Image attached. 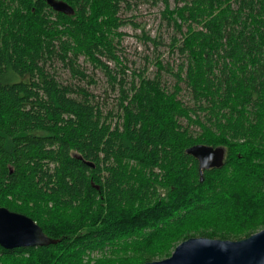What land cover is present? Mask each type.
Returning <instances> with one entry per match:
<instances>
[{"label":"trees","instance_id":"1","mask_svg":"<svg viewBox=\"0 0 264 264\" xmlns=\"http://www.w3.org/2000/svg\"><path fill=\"white\" fill-rule=\"evenodd\" d=\"M60 1L75 13L0 0V207L57 241L0 246V264H145L193 237L263 230L264 0H163L181 62L158 59L154 77L119 82L109 111L48 65L57 58L86 78L84 58L116 81L106 61L121 64L128 1ZM197 144L227 150L203 182L186 153Z\"/></svg>","mask_w":264,"mask_h":264},{"label":"rangeland","instance_id":"2","mask_svg":"<svg viewBox=\"0 0 264 264\" xmlns=\"http://www.w3.org/2000/svg\"><path fill=\"white\" fill-rule=\"evenodd\" d=\"M127 1L128 4H124L121 10V16L125 20L121 28L123 36L117 45V55L120 57L121 64L113 60H105L116 81L111 79L103 69L95 67L84 58L80 59L79 64L87 74L86 78L73 76L69 68L57 58L48 65L50 71L61 83L88 90L106 111L115 108L118 103L121 85L119 82L124 81V85L129 86L135 79L137 80L138 75L154 77L157 73L158 59L170 66H176L181 62V58L173 55L170 50L172 31L167 22L162 19L163 0ZM169 1L174 7V0ZM162 76L167 86L171 87L175 83L176 79L172 75L163 72ZM182 95L187 102L191 101L188 91L184 90ZM87 259L86 256L85 260Z\"/></svg>","mask_w":264,"mask_h":264},{"label":"water","instance_id":"3","mask_svg":"<svg viewBox=\"0 0 264 264\" xmlns=\"http://www.w3.org/2000/svg\"><path fill=\"white\" fill-rule=\"evenodd\" d=\"M46 2L56 12L65 15L75 13L74 8L64 1ZM186 153L197 159L200 180L203 182L205 170L224 166L227 150L221 146L197 144L189 147ZM86 163L95 167L91 162ZM97 189L100 187L97 186ZM56 242L47 236L33 218L0 207V246L3 249L46 247ZM145 264H264V229L235 241L193 237L178 245L169 258Z\"/></svg>","mask_w":264,"mask_h":264}]
</instances>
